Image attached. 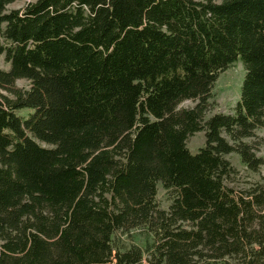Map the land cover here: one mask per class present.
<instances>
[{"label": "trees", "instance_id": "1", "mask_svg": "<svg viewBox=\"0 0 264 264\" xmlns=\"http://www.w3.org/2000/svg\"><path fill=\"white\" fill-rule=\"evenodd\" d=\"M14 1L0 0V264H264V177L226 184V155L264 165V138L246 141L264 128V0ZM239 61L232 111L206 117ZM139 228L146 256L114 247Z\"/></svg>", "mask_w": 264, "mask_h": 264}, {"label": "rangeland", "instance_id": "2", "mask_svg": "<svg viewBox=\"0 0 264 264\" xmlns=\"http://www.w3.org/2000/svg\"><path fill=\"white\" fill-rule=\"evenodd\" d=\"M34 0H16L7 5V9H19L22 8L25 3ZM8 64L3 60V56L0 55V69L6 70ZM244 66L242 62H236L235 64L227 67L223 70L213 85V96L210 99L211 105L206 111V117L216 112H231L236 101L239 99L240 86L244 77ZM14 85L20 89L28 87V81L25 79H17ZM2 94L4 91L0 90ZM196 101L185 100L178 105V109L191 108L195 106ZM27 110L17 111V114L24 115ZM260 138H264V128L256 130V136L248 138L246 141L260 144ZM204 144V132L198 131L192 134L187 139V146L192 152H196L197 149ZM256 155L264 158V143L259 145L256 149ZM228 160L234 166L236 174H233L230 179L226 181V184L234 189L248 188L256 182H262L264 177V165H262L259 171H251L247 169L240 161L239 157L235 153L226 155ZM157 202L159 206L166 209L169 205V200L166 197L165 191L159 186L157 194ZM152 242V234L146 229H131L129 231H119L114 236V247H128L131 244L140 246L144 251V256L147 255L146 248ZM123 247V248H124Z\"/></svg>", "mask_w": 264, "mask_h": 264}]
</instances>
